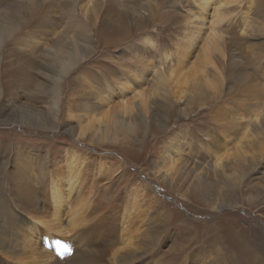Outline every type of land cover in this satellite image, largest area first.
<instances>
[{"label":"rangeland","instance_id":"rangeland-1","mask_svg":"<svg viewBox=\"0 0 264 264\" xmlns=\"http://www.w3.org/2000/svg\"><path fill=\"white\" fill-rule=\"evenodd\" d=\"M201 1L0 0V86L12 93L13 106L18 104L13 93L20 91L25 97L19 105L50 117L48 103L32 101L42 91L41 71L53 64L43 60L54 50L78 55L76 46L86 39L87 58L69 66L63 80L56 129L0 123L2 148L19 136L14 146L24 152L41 147L35 158H66L72 149L83 156L80 191L65 197L70 185L63 183L59 208L50 192L44 196L46 185L35 187L44 200L37 213L55 225L50 234L54 247L47 254L60 252L63 264L85 247L98 252L121 248L137 232L146 234L145 245L154 242L152 249L144 247L143 264H165V254L178 246L188 252L177 259L179 264H189V257L212 264L210 250L223 253V259L214 258L217 264H264V0H207L205 7ZM209 34L219 37L216 48L207 44ZM214 71L219 81L210 77ZM160 73L161 86L156 81ZM141 99L154 110L142 109L144 126L134 118ZM83 102L94 106L80 108ZM15 110L0 111V122ZM116 117L132 130L118 128L111 120ZM212 118L238 120L224 140L214 136L222 149L210 142L212 134L223 135L224 129L219 121L209 123ZM88 125L96 132L93 140L99 128L110 132L105 143H84L91 131L77 137ZM69 128L76 130L70 134ZM213 155L222 159L228 189L207 167L188 174L178 164L197 157L212 165ZM236 156L243 160L235 165ZM66 163L59 162L68 173ZM52 171L47 165L50 185L57 178ZM196 191L198 198L193 197ZM91 198L107 205L89 212ZM219 199L231 208L217 211ZM33 224L36 231L42 227ZM202 244L207 252L199 249ZM2 255L0 264L6 260ZM17 257L23 263L29 254L22 251ZM109 258L106 254V264Z\"/></svg>","mask_w":264,"mask_h":264},{"label":"bare ground","instance_id":"bare-ground-1","mask_svg":"<svg viewBox=\"0 0 264 264\" xmlns=\"http://www.w3.org/2000/svg\"><path fill=\"white\" fill-rule=\"evenodd\" d=\"M229 1L236 2L237 0H229ZM205 4H207V0L201 1L202 7H205ZM214 18L217 19L219 18V16L216 15ZM218 39L219 37L215 39L214 34H209L205 40L208 41L207 44H210V45L212 44V46H215L216 48L215 43L216 42L219 43ZM85 40L86 39H81L82 43H79L76 46L78 47L77 49V52L79 53L78 55L73 52H69L68 54L66 53L65 55V53H58V52H55L56 50H54L53 52H50V55L47 58V60L42 59L45 62L51 61L53 64L51 66H47L46 70L41 71L42 76L41 75L40 76L44 80V82L40 84L39 86H40V89H42V91L37 93L33 97L32 101L35 104L48 103L49 104L48 108L51 111L50 117H48L47 115H42V111H39V112L34 111L32 107L26 104L19 105L22 102L21 100L24 99L25 97L23 92H20V91H14L13 93L15 101L18 103L16 106H13L12 93H8L7 90H4V88L0 86V101H1L0 111L2 110L11 111V109H16L12 113V115L8 114V117H6L0 123H4L7 125L17 124L19 127L37 128L41 130L56 129V124L58 123V118H56V116L58 112V102H59V96H61L60 91L62 89L63 80L67 74L69 66H72V65L74 66L79 61L82 62L83 60L87 58V53L84 50V48L86 47ZM193 41H194L193 36H191V38L186 41V43L189 44L186 47L188 48L187 52L189 51V48L191 49V45L193 44ZM57 43L61 45L62 43L61 39H59ZM44 64L45 63L42 62V65ZM41 69H45V68L41 66ZM2 70H0V81H1V73L3 72ZM4 72H7V70L5 69ZM213 73L214 74H210V77L214 81H219V78H220L219 74H217L215 71ZM10 74L7 73V75H10ZM160 75L161 76H157L159 78L156 80L159 86L164 84L162 73H160ZM206 85L207 87H209L208 75H207ZM247 86L249 88H252V85L250 84H248ZM212 95L216 97L214 92ZM88 97L89 99L93 98L92 95L90 94ZM3 101H5V103ZM103 101H105V99ZM86 104H92V103L83 102L82 104L79 105V107L80 108L88 107ZM92 105L94 106V104ZM146 106H147V100L141 99L139 108H138L139 110L137 112V115L134 117V118H137L143 126L145 125V123L143 124L141 120V118H143V115H144L142 112V109L145 110ZM92 109L93 108L89 110H92ZM126 109H127V106L122 105V110L124 111V113ZM217 109L219 110V107H217ZM146 110H148L152 114L153 108L152 106L149 105V107H147ZM158 111L162 115V110L160 106H159ZM40 113L42 116L40 115ZM111 120L115 123V125H117L118 128L124 129L128 132H130L133 128V126H131L124 119L120 120V118L118 119V117H116V118H111ZM218 121L221 122L220 123L221 125H218V126L224 127V129L222 130L223 135H221V131L220 132L214 131L215 134H212L210 142L212 143L213 148L222 149L224 147L223 144L220 142L219 139L215 138L214 136L217 135V137H221V139L224 140L228 134H231L230 133L231 131H235L234 127L236 125V121L238 120L232 119V118L228 120L227 118L209 119V123L218 122ZM261 125H262L261 130L264 132V122ZM91 129L93 128L90 125H88L86 128L79 129L77 131V135H78L77 137H83L84 135H86L87 133L91 131L93 137L91 138L92 135L91 136L89 135L90 138H88L87 140H82V141H84V143H89V144L90 142H92V144L94 143L96 145H98L97 142L99 143L103 142L104 139H107L109 137L110 132L108 130L99 128L96 131L97 132L101 131V132L98 138H96V140H93L96 137L95 136L96 132ZM75 130L76 129L74 128H69L67 129V133L70 132L71 134ZM7 133L12 134L13 131L11 130V132H7ZM198 133L203 134V130L201 131L198 130ZM204 134L206 135L205 132ZM196 135L195 136L193 135V136L196 137ZM113 136H111L112 140L115 139ZM16 137L20 139L19 136H14L11 139V141L7 145H5V148H2L0 145V255L3 254L2 256H6V260H1V261H3V264H63L64 256L60 252L58 254L52 253V255L47 254L46 249L47 248L50 249V247H54L53 244L55 242H53V240L51 239L50 234L52 233L51 231H54L51 229H55L54 228L55 225L52 224V222H54L53 220L52 221L46 220L45 219L46 216H43L37 213L38 209H41L44 203V200L43 198L40 197V194L35 190V187L38 186L41 190H43L46 185L48 188L44 196L46 197V195H49V192H50V195L53 197V203L58 205L57 207L59 208L60 204L63 202L62 199L64 198L62 197L63 183L64 184L68 183V185H70V190L65 197H69L72 193L80 191V188H81L80 178L82 175L80 172V167L83 166V162H84L82 160L83 156L80 155L79 150L72 149L71 152H67L65 154V156H67L66 158L57 156V158L50 159L47 161L45 158H42V157L35 158L34 155L41 152V149H40L41 147L32 148L30 152H24L23 147L14 146L15 144L14 138ZM250 139H252V137H250ZM241 148H242L241 145H238L236 147L238 151ZM208 150L209 148L206 149V151L212 155V152H209ZM53 154L55 155V153ZM203 154L204 153L200 155H203ZM234 154H236V151ZM212 158H214L212 165L211 164L206 165L205 160H200L197 157L195 158L196 160H193L190 163L188 162V160H179L178 164L182 165L181 168L183 167L184 170H188L189 171L188 174L199 169L200 167H202V169L204 167H207L208 170L212 172V175H214L218 181L224 182V187L228 189L230 187L231 182L229 180V175L226 174L225 167L221 164L222 159H220L219 157H215V155H213ZM235 160L236 161L234 162V164L236 165V164H239L240 161H242L243 159L236 156ZM59 162L61 163L67 162L66 164L69 167L68 173L64 171V169L61 167ZM47 165L52 166V169H53L52 172L54 173L55 177H57L56 179L52 180L51 185H50V180L48 181L46 178ZM189 165H192V167L190 168ZM35 170H36L37 175H35ZM106 172L107 171H105V173ZM62 174H65V176L62 177ZM243 176H241V179L243 178ZM63 180L65 181L63 182ZM58 182H60V184H58ZM29 192L31 194V197H29ZM196 194H198V191L193 193L194 198H198L197 197L198 195ZM47 198H49V196ZM217 201H218L217 207H216L217 211L225 209V208H231L228 206V204L230 203L223 206L222 205L223 201H221V199ZM45 202L51 204V202L48 199H45ZM105 203L106 202L104 200H100L97 198H91L87 202V210L89 212H96L100 207L103 208L105 205H107ZM57 214L58 212H53V215H57ZM29 216H31L32 219L28 218ZM25 217H27V219H29L30 221L27 220ZM33 221L36 223H39L40 226H42L39 229H37L39 233L35 229L32 228V225L34 226ZM142 230L147 231V229H142ZM145 235L146 234H138L137 232L134 236H130L128 243L126 244L123 243L121 248L107 250L106 252L104 251L98 252V251L90 250L87 247L82 248L81 250L76 252L77 256L74 257L73 259L68 260L66 264H106V261H105L106 254H110V258H109L111 262L110 264H143L142 263L143 257L147 255V252H143L144 247H148L149 249H152L154 245V242L145 245ZM47 237H49L50 242L46 240ZM206 248L207 246L205 244H202L199 246V249L205 252H207L206 250L208 249ZM22 251H26L29 254L28 259L25 260L23 263L21 260H18L19 257H17L18 254ZM211 251L212 250H210V252L208 251L209 253L208 256H212V259H211L212 264H217L218 260H221L224 258L223 253L221 256H219L217 253V250L212 251V252ZM219 251L220 250H218V252ZM221 252L222 250L219 253ZM186 253H188L187 250L184 249L182 246H178L176 248L170 249V251L167 253L168 255L165 254L164 256V260L167 259L165 261V264H179V261H177V259L181 261L182 258H186L184 257V254ZM249 253L251 254V252ZM245 255L246 254L242 253L241 257H245ZM189 258L192 259V261H190L189 264H199L201 262L199 257H194V258L189 257ZM214 258L218 260L216 261ZM256 260L257 259H255V261L254 259H251L252 262H256ZM202 264H207V263L203 261Z\"/></svg>","mask_w":264,"mask_h":264}]
</instances>
